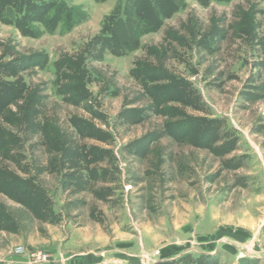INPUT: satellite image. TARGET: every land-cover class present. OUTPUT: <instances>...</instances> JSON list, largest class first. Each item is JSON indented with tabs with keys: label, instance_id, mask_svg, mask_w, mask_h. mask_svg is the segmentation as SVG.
Returning a JSON list of instances; mask_svg holds the SVG:
<instances>
[{
	"label": "rangeland",
	"instance_id": "374dc122",
	"mask_svg": "<svg viewBox=\"0 0 264 264\" xmlns=\"http://www.w3.org/2000/svg\"><path fill=\"white\" fill-rule=\"evenodd\" d=\"M168 1L0 0V264H264V0Z\"/></svg>",
	"mask_w": 264,
	"mask_h": 264
},
{
	"label": "trees",
	"instance_id": "16d2710c",
	"mask_svg": "<svg viewBox=\"0 0 264 264\" xmlns=\"http://www.w3.org/2000/svg\"><path fill=\"white\" fill-rule=\"evenodd\" d=\"M168 2H170V0ZM150 14H151V16H157L156 10L154 8L149 9V16H150ZM156 26L157 25H154L153 28H155ZM124 44H127V43H124Z\"/></svg>",
	"mask_w": 264,
	"mask_h": 264
}]
</instances>
